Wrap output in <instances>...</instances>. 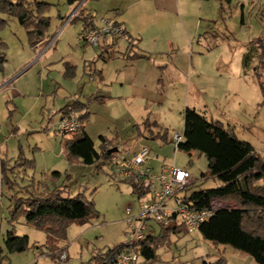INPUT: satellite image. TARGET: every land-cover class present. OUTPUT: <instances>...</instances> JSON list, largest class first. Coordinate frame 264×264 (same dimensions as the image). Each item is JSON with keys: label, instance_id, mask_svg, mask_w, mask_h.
Masks as SVG:
<instances>
[{"label": "rangeland", "instance_id": "obj_1", "mask_svg": "<svg viewBox=\"0 0 264 264\" xmlns=\"http://www.w3.org/2000/svg\"><path fill=\"white\" fill-rule=\"evenodd\" d=\"M83 1L85 12L97 17L122 8V17L135 34L132 37L140 40V52L151 57L134 64L138 71L134 84L147 88L148 95L127 98L131 94L126 90H110L115 88L117 71L127 69L116 52L125 44L120 42L107 53L85 44L80 21L66 27L60 22L70 11L65 0H38L51 4L48 33H54L56 43L50 49L42 46L33 51L17 20L0 15L7 22L0 31L5 44L0 53L6 59L0 69V161L11 167L21 156L23 162L33 163L32 167L17 166L14 175L6 172V178L13 181L11 188L6 179H0V247L4 249V236L11 229L10 198L32 180L34 184L45 182L49 190L60 188L63 196L84 194L97 211L86 224H69L65 239L56 241L67 254L64 262L42 255L48 245L45 232L26 225L23 218L16 220L15 235L27 236L29 248L20 254L4 253L0 264L86 263L93 251L126 241L125 211H137V197L112 178L108 167L96 172L90 166L69 164L62 153L63 134L53 130L59 110L75 98L114 96L103 105L93 102L88 106L90 117L84 126L96 148L101 136L125 157L146 148L154 166L189 170L194 179L191 190L215 188L219 183L209 178L204 155L174 153L171 136L183 133L185 108L231 128L264 158V73L257 78L250 69L244 75L242 67L248 43L264 38V0H178L174 7H161L150 0L136 4H132L135 0ZM64 63L75 67L73 79L63 76ZM95 71L102 73V82ZM147 117L157 123L153 133L167 131V142L147 139L148 132L138 135L136 128L142 131L141 123ZM54 172L60 175L51 178ZM159 232L155 227L156 235ZM155 254V261L148 264H203L220 257L229 264H255L248 255L204 241L196 233L170 235Z\"/></svg>", "mask_w": 264, "mask_h": 264}, {"label": "trees", "instance_id": "obj_2", "mask_svg": "<svg viewBox=\"0 0 264 264\" xmlns=\"http://www.w3.org/2000/svg\"><path fill=\"white\" fill-rule=\"evenodd\" d=\"M229 1V0H227ZM68 5L79 4L82 0H66ZM50 5L42 2H30L29 0H0V15L15 18L18 24L25 30L27 44L32 49L46 38L50 28V17L47 15ZM82 7L77 11V16L72 17L71 22L80 21L82 24L81 36L91 31L94 18L83 15ZM7 22L0 17V31L5 28ZM138 44L129 42L131 48ZM5 44L0 40V48ZM148 56L135 53L129 59H147ZM6 62L3 53H0V69ZM244 73L252 69L257 78L264 73V38L251 40L242 57ZM64 77L71 79L74 68L66 67ZM70 70V71H68ZM102 103V99H95ZM89 103L82 104L75 100L70 106L60 110L64 117L77 116L81 126L66 138L63 134L61 141L62 153L69 163H79L93 167L96 172L103 171L105 167L113 171L111 159L114 154L105 137H100V144L96 148L85 132V123L90 114L87 112ZM144 132H148L147 139L162 140L167 142L168 134L165 132L153 133L152 128L157 123L146 119L141 125ZM139 131L138 128H136ZM142 135V134H141ZM183 141L178 146V151L190 154L199 152L207 160L209 178L218 181V186L209 189L191 190L190 186L185 190L186 203L197 210H210L211 217L202 223L198 229L199 237L217 245H227L233 249L248 255L256 264H264V158L261 157L253 146L240 141L233 130L225 128L218 121H208L205 116L195 110L185 108L183 112ZM67 136V135H66ZM20 161V163H19ZM9 167V162L0 161V179H6L8 187H13V181L6 178V172L15 174L16 167L33 166L32 162L22 160L21 156ZM60 174L54 172L51 178ZM115 180L113 173L111 175ZM127 185L131 193L137 198L148 194L146 187L134 181L122 182ZM63 190L55 188L49 190L45 182L33 183L16 191L10 198L9 224L11 229L4 236V249L0 247V259L7 255L20 254L28 250L29 239L27 236H16L14 226L16 220L23 218L26 225L43 231L48 236L46 255L54 261L64 249L56 246V241L64 240L66 228L71 223L86 224L97 215L93 201L87 199L84 194L76 196H63ZM213 201L232 203L234 208L213 210ZM188 233L183 225L172 222L162 228L155 237H148L139 244L137 249L141 259L145 263L154 262L156 250L166 244L169 236ZM124 244L97 251L86 263L80 264H113L115 257L124 249ZM219 259L211 264H223Z\"/></svg>", "mask_w": 264, "mask_h": 264}, {"label": "built area", "instance_id": "obj_3", "mask_svg": "<svg viewBox=\"0 0 264 264\" xmlns=\"http://www.w3.org/2000/svg\"><path fill=\"white\" fill-rule=\"evenodd\" d=\"M88 46L99 47L101 41L118 39L128 41L123 26L114 19L101 17L97 25L88 33L81 36ZM81 124L76 116L63 117L53 127L55 132L70 135L75 133ZM183 141V135L174 133L171 143L174 153ZM149 151L141 148L129 157L114 153L111 163L113 173L120 182L134 181L143 184L148 194L138 199V208L135 213L130 208L125 211V243L124 249L115 257L113 264H138L141 257L137 251L139 244L148 237L157 236L155 227L160 230L177 222L186 229L188 234H198L202 223L211 217L210 210H197L186 203L185 190L192 184L188 170L177 168L174 165L165 166L160 173H154L148 166ZM97 251L91 254L92 259ZM67 260L65 251L55 260Z\"/></svg>", "mask_w": 264, "mask_h": 264}, {"label": "crops", "instance_id": "obj_4", "mask_svg": "<svg viewBox=\"0 0 264 264\" xmlns=\"http://www.w3.org/2000/svg\"><path fill=\"white\" fill-rule=\"evenodd\" d=\"M30 2H33V1H36V2H38V0H29ZM66 1V0H65ZM147 1H149V0H147ZM150 1H156V3L159 5V6H161V7H163V6H167V7H169V6H171V7H174V6H177V2H178V0H150ZM205 0H202L201 2H204ZM227 1V0H226ZM138 2H140V3H143V2H145V0H135L132 4H136V3H138ZM42 3H44V4H47V5H50L51 6V4H49V3H45V2H42ZM67 3V2H66ZM68 5V4H67ZM68 7H69V14L67 15V16H65V17H60V22L61 23H65L66 25H64L65 27L67 26V25H70V24H72V23H75V22H69L70 20H71V18L72 17H75V16H77V11L79 10V8L80 7H82V9L81 10H83V15L84 16H86V15H89V16H91V17H93L94 18V21H93V27H95L96 25H97V23H98V20L101 18V17H106V18H110V19H114L117 23H119V24H121L122 26H123V28H124V30H125V33H126V35H127V38H128V41H122V40H118V39H106V40H103V41H101V43H100V45H99V49H100V51H101V53H107V52H109V51H111V50H113V49H116L118 46H119V43L120 42H124V46L119 50V49H117L118 51H116L117 52V55H118V57L117 58H119L120 59V62H121V64H124V67L125 68H127L126 69V71L124 72V71H117V76H116V82H115V88H110V90L111 91H113V92H115V93H119L121 90L123 91V90H126V91H128V93H130L131 95L129 96V97H127V98H141V99H143L144 97H147V95H148V93H146V92H148L147 91V88H142V87H139V86H137V85H135L134 83H135V81H136V78H137V76H138V71H136V69H137V66L135 67L134 66V64H139V61H141V60H150L151 59V57L148 55V54H144V53H142V52H140V50H139V48H138V46H139V42H140V40L139 39H134L132 36L133 35H135V34H133V31L131 30V28H129V23L126 21V20H124V17H122V8H116V9H114V10H112V12H111V14H109V15H104V16H100V17H97V16H95V15H92V14H89L88 12H85L86 10L85 9H83L84 8V1L83 2H81V3H79V4H73V5H68ZM51 19V18H50ZM62 25V24H61ZM129 25V26H128ZM81 26H82V24H81ZM82 31V30H81ZM53 37H54V33H51V34H47V36H46V38L44 39V41H42L36 48H35V50H33V51H37V49L38 48H41L42 46H45L46 48L45 49H50L55 43H56V41H54V39H53ZM131 41H133V44H138L137 45V47H133V48H131L130 46H129V42H131ZM135 53H140V54H144V55H146V56H148V58L147 59H140V60H137V59H129V57L130 56H132V55H134ZM118 59V60H119ZM65 64V70L63 71V76H64V74H65V71H67L66 70V67H69V68H71V67H73V68H75L74 66H73V64H71V63H64ZM129 67V68H128ZM164 67V66H163ZM163 67H159V68H161V69H163ZM132 68H134V71H129V70H131ZM68 71H70V70H68ZM97 71H95V73H96ZM191 72V71H190ZM244 73V72H243ZM97 75H98V80L99 81H103V75H102V73L101 72H97ZM244 75H246V73H244ZM75 77V71H74V75H73V77L71 78V79H73ZM181 81V80H180ZM189 84H190V86H191V81L189 82ZM117 85L119 86V87H117ZM100 86H101V84H100ZM190 86H189V88H190ZM116 90V91H115ZM133 95V96H132ZM111 97H114V96H111ZM107 98V97H101V96H94V94H91V95H89L88 97H85L84 98V101H80V98H75L74 100H73V102L75 101V100H78V102H80V103H82V104H85V103H93V102H97V101H95V99H102L103 100V102L102 103H100V102H97L98 104H101V105H103L104 103H105V100H107V99H112V98ZM73 102L72 103H69V104H67V105H65L64 107H66V106H70L71 104H73ZM89 104H88V106H89ZM63 107V108H64ZM62 108V109H63ZM87 112H88V107H87ZM82 113V112H81ZM89 113V112H88ZM64 116H62V114L60 113V110H59V118H58V120H57V122L61 119V118H63ZM77 117V116H76ZM146 119H149V117H147ZM146 119H144V121L146 120ZM144 121L142 122V123H144ZM211 121H217V120H211ZM56 122V123H57ZM219 122V121H218ZM55 123V124H56ZM141 123V124H142ZM221 123V122H220ZM137 128L139 129V131L137 132L138 133V135L140 136L141 134H143V133H145L144 132V127L142 128V131L140 130V128L137 126ZM86 132V131H85ZM87 134V133H86ZM68 138H70V136H67ZM172 137V136H171ZM90 138V137H89ZM106 147H109V148H111L113 145L111 144H107V145H105ZM147 166L154 172V173H160L162 170H163V167H165V166H167V165H162V164H159L158 166H154L153 164H151V162L148 160L147 161ZM189 171V170H188ZM190 173V172H189ZM191 175V174H190ZM192 178V177H191ZM193 181H194V179L192 178V183H193ZM211 207H212V209L213 210H221V209H232V208H234V205H230V204H225V203H222V202H220V201H213L212 202V204H211ZM178 235H180V233L178 234ZM44 256H46V255H44ZM68 259V258H67ZM219 259H222L223 261H224V263L223 264H229L228 263V261L225 259V258H223V257H220V258H218L216 261H218ZM215 262V261H214ZM211 263H213V262H211ZM211 263H206V262H204L203 264H211ZM138 264H148V263H145V261H144V259L142 258V259H140V261H139V263ZM256 264V263H255Z\"/></svg>", "mask_w": 264, "mask_h": 264}, {"label": "water", "instance_id": "obj_5", "mask_svg": "<svg viewBox=\"0 0 264 264\" xmlns=\"http://www.w3.org/2000/svg\"><path fill=\"white\" fill-rule=\"evenodd\" d=\"M117 151H118V150H117L116 148H114V149H111V150H110V153H111V154H114V153H117Z\"/></svg>", "mask_w": 264, "mask_h": 264}]
</instances>
